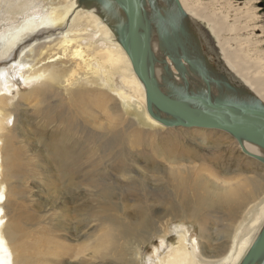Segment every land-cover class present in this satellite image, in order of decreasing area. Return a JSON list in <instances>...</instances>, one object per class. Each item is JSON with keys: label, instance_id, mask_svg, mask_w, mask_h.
<instances>
[{"label": "bare ground", "instance_id": "1", "mask_svg": "<svg viewBox=\"0 0 264 264\" xmlns=\"http://www.w3.org/2000/svg\"><path fill=\"white\" fill-rule=\"evenodd\" d=\"M1 1L0 7L2 3L11 4L10 10L7 9L13 20L5 25L4 31L0 33V56L4 62L13 60V66L11 73L6 67L0 69V264H23L22 248L17 244L25 234V229L20 224L22 203L19 200L24 198L30 200V196H17L20 191H25V183L12 180L14 172L11 166L15 148L22 149V154L28 160L29 158L37 160V163L54 162L53 166L45 169L51 179L57 177L58 172L69 178L70 182L75 179V174L78 175L81 184V188H77L79 191L84 188L81 177L87 174L84 166L75 169V166L71 165L75 159L70 156L71 152L66 142L70 139L68 130L63 129L61 134H55V125L48 126L43 118L44 125L31 122L28 113L30 110L38 109L31 103H24L28 108L22 109L21 115L15 114V106L21 104L15 103L12 96L13 89L17 87L16 81L20 80L21 83L30 86L27 92L21 89L17 91L20 99L32 100L33 97H38V93L54 90L64 101H71L70 103L74 105H77L75 102H79L82 105L75 107L76 112L86 116L91 130L99 136L104 134L106 125H116L115 122L123 119V116L126 119V115H130L129 123L132 121L141 128L147 125L157 127L161 123L148 113L144 85L135 74L128 55L111 27L112 24L115 25L114 22L110 23L112 16L98 3L85 0ZM179 1L188 15L190 28L196 29L201 35V44H205L212 51L213 44L209 41L207 33L214 37L223 62L232 75L264 103V25L260 23L262 17L259 15L264 0ZM143 4L151 19L154 73L165 93H177L182 90L180 86L184 79L174 68L163 48L157 20L158 13L167 17L174 15L176 11L172 3L164 0L157 2L143 0ZM116 10L119 15H123L120 8L117 7ZM16 16H20V19L15 20ZM18 52L23 53L14 60ZM186 78L189 82V91L194 93L206 91L201 78L189 68ZM225 93L226 91H219L213 87L215 98H220ZM107 94H110V97ZM117 109H124V112L122 110L116 114ZM131 110L136 111L134 115ZM137 113L142 114L143 119ZM180 132L186 138V132ZM170 134L171 138H174V134ZM198 139L201 145L208 143L207 139ZM150 140L144 142L139 132L133 134L132 143H129L130 151L124 158V161L132 162L133 167L126 169L121 165L117 168L120 179L127 182L139 178L137 173L140 171L145 174L156 171L163 172L162 177L177 182L180 188H191L190 177L194 176V185L201 189L194 193L195 205L189 201H180L170 207L171 209L167 207L165 211V208L156 206L166 207L163 201L153 204L152 211L157 218L150 219L152 214L146 211L147 219L143 220L144 230L137 235L131 229L132 219L137 218L136 211L126 212V216L122 218L129 221V225H122L117 231L109 229L92 242L85 241L90 237L89 232L85 230L90 224L88 221L78 226L74 233V240L83 238L78 244L68 243L70 242L68 237L71 235L66 232L71 229L59 224L56 231L63 233H56V239H53L54 256L57 259L69 257L67 264H139L142 256L141 247L150 241V235L154 230L151 221L155 220L160 221L157 229L160 244L154 246L149 257L150 264H239L264 225V197L260 202L258 200L252 202L257 205L251 215L252 223L249 226L241 223L239 226L241 235L237 233L232 244L225 242L221 244L222 248L219 246L220 243L216 246L215 239L207 233L206 224L212 218H200L201 209L196 202L230 201L235 198L237 204L241 199H246L244 203H248L247 186L255 184L256 187H264L259 173L255 172L253 176H240L243 170L238 168L239 177L219 179L215 173H210V169V172H204L202 165L195 164V160L198 162L210 160L216 154L209 156L200 146H189L188 143L193 144V140L182 138L178 151L168 142L164 143L166 148L163 145L160 147L158 157L165 162L154 161L160 166L154 170L151 163L154 160L153 156L144 155L145 158L141 161V158V160L135 158L141 155L134 154V151H140L142 145L149 151L148 145L153 142L152 137ZM243 145L249 152L264 157V149L260 146L247 141H244ZM43 147H46V151ZM239 147L242 151L241 146ZM215 158L217 156L214 160ZM60 165L62 168H59ZM76 198L67 195L64 199L61 198V204L64 206L60 208L70 214L73 209L75 210L73 207ZM68 200L73 204L69 205ZM137 210L142 213L143 207ZM175 218L198 219L201 227L200 241L197 238L193 239L189 229L184 225L176 226L172 230L169 222ZM258 224H261V227L253 239L250 234ZM103 225L111 226L109 223ZM128 237H132V240L128 241Z\"/></svg>", "mask_w": 264, "mask_h": 264}, {"label": "rangeland", "instance_id": "2", "mask_svg": "<svg viewBox=\"0 0 264 264\" xmlns=\"http://www.w3.org/2000/svg\"><path fill=\"white\" fill-rule=\"evenodd\" d=\"M1 2H3V0ZM10 5L7 3L1 4L0 33L4 31L5 25L10 24L13 20L8 13ZM259 15L262 17L260 23L264 25L263 8L259 11ZM14 19H20V16H16ZM194 30V35L201 37L198 31L196 29ZM212 38L214 40V37ZM213 43L215 45L216 41L214 40ZM207 45L210 46L209 44ZM22 53L23 52H18L14 60H17ZM12 64L13 60L4 62L3 57L0 56V69L6 67L10 69L9 72L11 73ZM16 82L17 87L13 89L12 92L14 94L12 96H14L15 103L21 104L15 106V114L21 115L23 112L22 109L28 108L24 103H31L38 108L37 110H30L28 113V119L31 122L34 124H36V122L42 123V125H44L42 122L43 118V120L49 124L48 126L55 125V134H61L63 129L68 130L70 139H67L66 142L67 146H69L68 150L71 152L70 156L75 159V162L71 163V165H74L75 169L84 166L87 174L81 177L84 188L82 191H79L81 184L79 183L78 175L76 176L75 174V179L70 182L68 181L69 178L62 176V174L58 172L57 177L51 179L48 177L45 169L48 166H53L54 162L38 161L37 163V160L34 161L30 158L28 160L22 154V149L18 147L15 148L11 166L14 172L12 180L25 183V191H20L17 196H30V200H26L27 198L19 200V202L21 201L22 203V206H20L22 212L20 224L25 229V234L17 241V244L22 248L24 257L23 264L68 263L70 260L69 257L57 259V257L54 256L55 247L53 239H56V233H59L56 231L57 225L59 224H64L71 229L66 232L68 235H71L68 237V241H70L68 243L78 244L83 241V238L74 240V233L78 230V226H82L88 221L90 224L85 230L89 232L90 237L85 241L92 242L97 236L100 237V235L109 229H111V231H117L122 225H129V221L122 218L126 216V212L136 211L137 218L132 219L131 222L133 226H131V229L134 234L137 235L144 230L143 220L147 219L146 211L152 214L150 219L157 218L152 211L154 208V206H152L153 204L156 205L163 201L166 203V207H163V205L156 206L165 208V211L168 208L171 209L170 207L178 204L180 201H189V203L195 205L193 201L194 193H197L201 189L194 185V176L190 177L191 188H180L177 186V182L170 178L167 180L166 177H162L163 172L156 171L150 172V175L140 171L137 173L139 178L136 176L138 179L134 178L127 182L126 180L120 179L117 168L121 165L126 169H131L133 167L131 166L132 162L128 160L124 161V158H126L130 151L129 143H132L131 138L135 132L141 134V138L144 142L151 141L150 139L152 137L153 142L148 145L149 151H146L143 148L144 145H142L140 146V151H134V154L141 155L135 157L137 160L142 159L141 161L144 160L145 156H153L154 160L151 163L153 164L152 167H154V170L160 168L159 164L156 162L154 163V161L165 162L158 157L160 147L163 145V147L166 148L164 143L168 142L178 151L180 150L179 143L182 142V138L183 140H193L195 144L188 143V145L191 147L200 146L201 150L209 156L210 154H216L213 158L211 156L212 159L210 160H199V162L195 160L196 165H202L204 172H210V169V173H215L219 179H226V177H239L240 173L237 169L239 168L240 170L241 168L243 174L240 176H253L255 172H257L261 177V181L264 182V165L258 160H254V158L244 154L240 150V145L236 139L224 131L196 127L192 129L185 127L169 128L162 124L157 127L147 125L141 128L132 121L129 123L128 120L130 119V115H126L127 120L123 116V119L115 122L116 125H106L104 134H100L101 136H99L94 130H91L86 116L76 112L75 107H81L82 105L79 102L74 101L77 103V105H74L70 103L71 101H64L54 90L38 93V97H33L32 100H29V98L28 100L20 99L17 95V91L21 89L27 92L30 86H26L27 84L21 83L20 80ZM107 95L110 97V94ZM122 110L124 112V109ZM122 110L117 109L116 114L120 113ZM134 112L136 111L131 110L133 115L135 114ZM137 115L143 119L142 114L140 115V113H137ZM104 123L106 124L105 121ZM180 131L186 132V138ZM170 133L174 134V138H171ZM202 136H204V138ZM198 138L207 139L206 141L208 143L201 145L199 144L200 140ZM43 150L46 151V147H43ZM216 156L217 158L214 160ZM151 160L150 158L149 161ZM182 161L186 163L185 160ZM204 162L206 163L203 164ZM59 168H62V166L60 165ZM226 174L229 175L227 176ZM246 189L249 200L248 203H244L246 199H241L240 203L237 204L235 198L230 201L205 200L196 202V205L201 209L200 218H212V220L207 222L206 226L207 233L210 236L212 235L211 237L215 239L214 242L216 246L219 245L218 243H220L219 246H221V244L225 242H229L231 245L232 241L235 240L234 236L237 233L241 235L239 229L240 224L245 223V226H249L252 223L251 215L255 206H257L252 202L253 200H258V202H260L263 199L264 187L259 188L256 187L255 184H249ZM66 195L72 198L77 197L75 199L76 203H74L75 207H73L75 210L73 209V213L71 212L70 214L65 213L60 208L64 206L61 204V201ZM67 203L69 205L73 204L69 203V200ZM139 207H143L142 213L138 212L137 209ZM54 208L55 210H53ZM165 211H163V213H165ZM159 222L155 220L151 221V226H153L154 230L150 235V241L146 242V244L141 247L142 256L141 260H139V264H150V254L153 249L160 244V237L157 231ZM182 222L184 224H182ZM103 223H109L111 226L103 225ZM179 225L186 226L192 238H197L198 241H200L201 227L198 224V219L187 218L181 220L175 218L169 222V226L172 230ZM260 227L261 224H258L256 228L251 231L250 235L253 236V239L258 234ZM62 233L63 232L59 234ZM172 234L174 236L175 232ZM127 240H132V237H128ZM59 260L60 263H58Z\"/></svg>", "mask_w": 264, "mask_h": 264}, {"label": "water", "instance_id": "3", "mask_svg": "<svg viewBox=\"0 0 264 264\" xmlns=\"http://www.w3.org/2000/svg\"><path fill=\"white\" fill-rule=\"evenodd\" d=\"M98 3L112 16L118 40L128 55L133 70L144 85L148 113L169 128H206L230 134L247 156L264 165V157L249 152L244 141L264 149V103L239 82L223 62L217 45L207 33L213 50L201 44L190 28L188 15L179 0L172 3L174 15L158 13V31L170 62L184 79L177 93L167 94L154 73L151 19L143 0H85ZM157 2V0H155ZM123 15H119L116 8ZM264 9V6H262ZM188 68L201 78L205 92L189 91ZM213 87L226 91L213 96ZM264 262V225L239 264Z\"/></svg>", "mask_w": 264, "mask_h": 264}]
</instances>
